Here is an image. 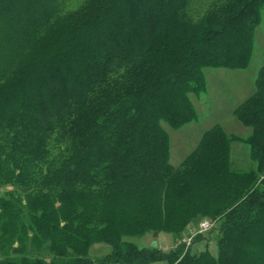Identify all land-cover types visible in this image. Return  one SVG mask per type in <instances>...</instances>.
<instances>
[{"label":"trees","instance_id":"obj_1","mask_svg":"<svg viewBox=\"0 0 264 264\" xmlns=\"http://www.w3.org/2000/svg\"><path fill=\"white\" fill-rule=\"evenodd\" d=\"M263 7L0 0V264H264V65L234 111L248 136L214 125L174 167L162 128L197 119L204 68L247 66ZM205 218L216 256L177 245ZM153 233L175 248L136 243Z\"/></svg>","mask_w":264,"mask_h":264},{"label":"rangeland","instance_id":"obj_2","mask_svg":"<svg viewBox=\"0 0 264 264\" xmlns=\"http://www.w3.org/2000/svg\"><path fill=\"white\" fill-rule=\"evenodd\" d=\"M263 65L264 7L261 10L260 23L253 33V48L247 66L242 69L204 68L205 89L203 94L201 96L189 95L197 119L177 129H173L165 123L162 124V128L168 134L169 164L174 167L178 166L197 147L203 133L214 125H220L227 132H232L241 137L249 135V130L237 123L234 111L255 92L258 72ZM230 153L234 171L243 172L250 169L249 149L244 143L232 142ZM203 220L209 219L205 218ZM202 221L193 224L192 229H196ZM187 236H189V233L181 238ZM203 236L204 239L206 238L210 242L208 246L210 254L216 256L217 248L213 243L210 231ZM135 241L140 246H149L153 241H156L157 248L164 253H168L176 246L174 238L167 234H158L156 238L150 234L143 240ZM204 249L205 241L196 242L191 246L192 252ZM110 250L111 247L105 244L94 245L90 249V256L102 257L108 254ZM153 264L166 263L155 262Z\"/></svg>","mask_w":264,"mask_h":264},{"label":"built area","instance_id":"obj_3","mask_svg":"<svg viewBox=\"0 0 264 264\" xmlns=\"http://www.w3.org/2000/svg\"><path fill=\"white\" fill-rule=\"evenodd\" d=\"M213 224L209 220H203L196 229H192L189 236L181 238L177 245H183L187 249L191 246L193 239L198 235H203L212 228Z\"/></svg>","mask_w":264,"mask_h":264},{"label":"water","instance_id":"obj_4","mask_svg":"<svg viewBox=\"0 0 264 264\" xmlns=\"http://www.w3.org/2000/svg\"><path fill=\"white\" fill-rule=\"evenodd\" d=\"M152 236H153L154 238H156V237L158 236V234H157V233H153ZM150 247H151L152 249H156V248H157V242H156V241H153V242L151 243Z\"/></svg>","mask_w":264,"mask_h":264},{"label":"crops","instance_id":"obj_5","mask_svg":"<svg viewBox=\"0 0 264 264\" xmlns=\"http://www.w3.org/2000/svg\"><path fill=\"white\" fill-rule=\"evenodd\" d=\"M237 123L240 124L238 121H237ZM240 125H241V124H240ZM241 126H242V125H241ZM243 128H245V127L243 126ZM246 129H247V128H246ZM224 130H225V128H224ZM248 130H249V129H248ZM225 131H226V130H225ZM226 132H227V131H226ZM227 133H228V134H234V133L229 132V131H228ZM249 133H250V132H249ZM234 135H236V134H234ZM237 136H238V135H237ZM200 251H201V250H200Z\"/></svg>","mask_w":264,"mask_h":264}]
</instances>
